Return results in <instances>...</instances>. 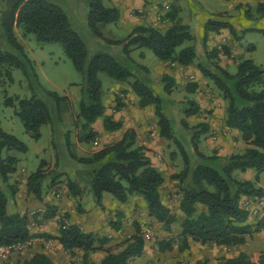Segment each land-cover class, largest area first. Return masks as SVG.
Instances as JSON below:
<instances>
[{
    "label": "trees",
    "instance_id": "16d2710c",
    "mask_svg": "<svg viewBox=\"0 0 264 264\" xmlns=\"http://www.w3.org/2000/svg\"><path fill=\"white\" fill-rule=\"evenodd\" d=\"M4 10L0 12V27L10 51H0V77L12 81V69L20 70L28 81L30 96H5L4 104L14 109V115L19 119L24 131L33 140L41 137L40 129L50 125L52 133L61 120L64 105L71 102L66 96L43 89L35 72L34 64L28 57L23 45L15 35L19 29L23 36H32L38 43L59 44L63 53L70 60L74 69L83 77L81 97L78 102V113L75 127L76 142L81 145H92L97 141L98 133L93 125L101 120L105 132L123 131V123L115 121L106 115V108L101 99V82L99 74H104L117 83H131V91L137 99L139 109L153 108L158 134L161 138L173 142L179 150L183 168L171 176L175 182L179 196V210L182 215L179 222L178 251L185 252L191 243L206 246L238 248L247 242L254 232L249 222L250 212L243 208L245 201L261 198L264 190L257 184L264 171V70L252 60H241L236 64V72L231 75L217 63H197L196 69L203 78L208 79L221 93L224 102L223 125L229 130L239 133L244 144L241 152H232L220 156L217 153L207 156L198 150L201 136L210 132L206 122L187 126L184 120L180 124L188 129L189 143L196 156L192 161L181 141L176 137L172 122L163 109V98L154 93L145 77L136 76L134 70L147 74V68L136 65L130 59L133 49L150 50L163 63H173L179 67H189L195 63L197 52L194 46H184L194 41L192 30L187 25L177 22L176 10L165 15L168 26L160 30L150 25H136L128 35L118 41L105 39L100 31L101 26L113 25L120 19V12L115 6H107L111 0H89L87 25L93 36L104 41L114 49L113 55L98 52L89 57L85 44L72 29L67 16L60 7L48 0H3ZM255 12L264 18V2L256 6ZM228 30L234 40L240 41L232 25L224 21L211 20L205 23L202 46L206 50L208 34H217ZM264 36V30L258 31ZM253 47L247 50H252ZM221 54L230 56L228 48H212L205 51V59L216 60ZM128 63L129 66L124 65ZM161 86L165 94H170L175 85V79L170 75L161 77ZM197 83H188L185 91L194 94ZM125 105L119 97L115 98V112ZM202 111L200 105L189 100L183 109L186 118L197 116ZM64 148L69 158L83 166V176L77 180L68 178L66 190L69 197L75 199V211L78 214L86 212L83 197L90 194L95 204L102 207V196L108 194L117 202L125 204L132 197L141 199L146 206L147 216L158 223L164 231L170 232L171 226L177 221L171 211L162 203L160 189L165 182L164 175L156 169L146 149L138 145L136 130L129 128L122 132L119 140L104 145L98 151L88 156H76L72 153L69 132L63 136ZM26 153L27 147L12 134L0 128V244L11 245L22 243L30 238L52 241L65 252L74 254L82 251V264H131L144 253L145 240L141 226L133 223L134 234L120 241L114 251L111 238L84 233L77 225L67 224V214L59 220L58 236L49 234H31V222L40 223L56 216V207L47 206L39 214L30 218L27 214L10 213L8 205L14 200L17 192L16 184H10L9 178L17 171L18 159L3 154L8 152ZM175 153L170 154L174 160ZM44 161L26 178V192L37 201L50 193V189L59 180V174L50 177L46 183L47 173L43 169ZM256 171L254 181L239 180L235 172L246 173ZM77 174H81L80 172ZM263 210V209H262ZM262 210L260 214L262 213ZM257 215L256 217L260 216ZM116 221H109L114 231L120 229L122 213L115 214ZM32 220V221H31ZM156 247L160 253L173 250L172 241H157ZM104 253L99 263L89 259L91 253ZM208 258L194 264H208ZM16 264H55L46 254L34 253L29 259ZM217 264H264V251L254 260L244 252L236 256L220 259Z\"/></svg>",
    "mask_w": 264,
    "mask_h": 264
},
{
    "label": "rangeland",
    "instance_id": "374dc122",
    "mask_svg": "<svg viewBox=\"0 0 264 264\" xmlns=\"http://www.w3.org/2000/svg\"><path fill=\"white\" fill-rule=\"evenodd\" d=\"M57 5L67 16L69 24L77 35L82 39L86 46L89 57L98 52L113 55L114 51H120L118 48L109 46L104 41L99 40L88 28L87 11L89 0H48ZM111 0L105 2L107 6H115L120 12V19L113 25L101 26L100 31L105 39L118 41L124 39L130 29L137 24L150 25L160 30H165L168 26L164 18L166 13L171 10L177 12V22L182 25H187L194 36V41L186 43L184 46H194L197 52V58L192 66L183 68L173 63L160 62L154 54L147 49H133L130 53V59L138 66L147 68V74L140 70H134L136 76H144L145 81L150 85L155 94L163 98V109L173 125L176 137L181 141L184 149L187 151L192 164L196 162V156L192 151L189 139L190 134L188 129L184 128L180 121L184 120L187 126L195 125L199 122L209 123L208 110L201 108L199 115L186 118L183 109L187 101L194 100L200 105L201 100H209L212 98L216 103L224 104L221 93L213 86L206 78H203L196 69L197 63H204L210 66V63H217L221 68L225 69L229 74L233 75L236 72V64L241 60H252L256 65L264 70V36L258 32L264 30V18H260L255 12L256 6L264 2V0ZM132 4L127 8L126 19L135 20L134 24H124L122 22V14L119 9L121 4ZM137 3V6L134 4ZM142 4V7H141ZM4 10V2L0 0V12ZM224 21L229 23L235 29L236 34L240 37V41H236L229 34V31L224 29L217 34H212V39L206 42V50L202 46L203 27L208 21ZM15 35L18 41L23 45L28 57L34 64L35 72L40 86L47 90L56 92L61 96H66L71 102L70 106L63 107L61 120L55 128V133H52L50 125L41 127V137L39 140H33L27 134L19 119L14 115V109L7 107L4 104L5 96L20 98L29 97L30 89L28 81L20 70L12 69V81L0 77V128L9 134L15 136L19 141L27 147V152L17 153L8 152L3 155L14 156L18 159L17 171L9 178L10 184H16L19 189V184L24 181L31 173L35 172L41 161L45 162L43 169L47 173L46 183L50 177L59 174V180L50 189L56 193L66 192V181L68 178L77 180L83 176L84 170H78V164L69 158L68 153L64 148V133L69 132V141L71 142L72 153L76 156H88L87 149H91L92 145L84 146L76 142L78 133L75 127L78 113V102L81 97V88L83 77L78 73L70 60L63 53L62 46L59 44H41L34 40L32 36H23L19 29H15ZM228 48L230 56L226 57L221 54L213 62L205 59V51H210L212 48ZM253 47L252 50H247ZM0 51H10V47L6 42L1 27H0ZM124 65L129 66L126 62ZM170 75L175 79V85L172 87L170 94H165L161 86V77ZM98 79L101 82V99L107 112L111 115L116 114L115 98L119 97L129 110L127 115L133 125L142 137V142L138 145L146 149V155L152 157L163 169L165 182L161 187V195L164 198L170 194L174 195V202L179 200L176 192V184L171 179V176L178 173L183 168V162L178 148L173 142L161 138L158 134L156 118L153 115V108L139 109L137 107V99L131 91V83L134 78L128 83H117L104 74H99ZM197 83L198 89L194 94L187 93L185 86L188 83ZM225 107V106H224ZM101 131H104L101 125V120L98 119ZM233 138L234 136H230ZM105 139V138H104ZM145 142V145L143 144ZM245 147V146H244ZM243 146L236 148L233 152H241ZM198 150L207 156L218 154V150L213 143V137L210 133L201 136L198 143ZM175 153L174 160H171L170 154ZM81 174H77V173ZM256 171L249 170L246 173L235 172L234 176L239 180L254 181ZM260 177L264 178V171ZM111 197L108 194H105ZM165 198V199H166ZM85 199V197H84ZM83 199V200H84ZM91 199H93L91 197ZM85 202V201H84ZM177 205V202H176ZM51 206V205H47ZM55 207V206H52ZM172 206L171 212L176 211ZM140 209L139 206H137ZM175 210V211H174ZM57 211V208H56ZM176 217V222L171 226L170 232L164 231L162 227L147 216L137 215L134 220L140 224L141 228H150L153 232V239L145 241L148 244L147 254H157L155 264H194L197 261L208 258V264H217L220 259L236 256L238 248L227 249L224 247L204 246L200 244L193 245L188 249L189 252H179L178 247L180 240L178 234L180 232L179 222L180 217ZM61 215L56 220L59 225ZM112 219V218H111ZM249 221L254 229L260 230L254 232L247 238L249 247L244 248L247 255H255L264 251V206L259 217H250ZM132 223V222H131ZM130 225L124 230V238L110 243L114 251H118L116 245L127 237V232L132 229ZM262 233L261 236H257ZM112 240V239H111ZM166 240L172 241L173 250L160 253L156 247L157 241ZM193 244V243H192ZM52 252L58 251L56 243L52 242ZM42 247L38 245L36 248ZM27 251V250H26ZM144 254V253H143ZM251 257V256H250ZM138 260L135 259L131 263L134 264ZM150 261V259L148 260Z\"/></svg>",
    "mask_w": 264,
    "mask_h": 264
},
{
    "label": "crops",
    "instance_id": "0c3cea01",
    "mask_svg": "<svg viewBox=\"0 0 264 264\" xmlns=\"http://www.w3.org/2000/svg\"><path fill=\"white\" fill-rule=\"evenodd\" d=\"M124 1V0H123ZM126 0L125 2H127ZM137 6V3H134ZM132 6V4H121L119 9L121 10L122 14V22L124 24H134L135 20L133 19H126L127 15V8ZM142 7V4H141ZM140 25V24H137ZM135 26V25H134ZM212 39V33L208 34V40ZM197 102V101H196ZM200 107L208 110L209 113V126H210V134L213 137V143L215 144L218 155L224 156L232 153L236 148L243 146L244 144L242 140L240 139V135L235 130H229L223 125L224 121V104L222 103H216V101H213L212 98L209 97V100H201ZM129 110L124 107L120 111L116 112V114L111 115L106 110V115L112 116V118L115 121H121L123 123V131L129 128H132L136 130L138 135V144H140L142 141V137L138 134L137 129L133 125L132 121L130 120L129 116L127 115V112ZM100 126V125H99ZM98 123L93 125V128L97 131L98 137L97 141L93 143V147L91 149H87V152L89 154L94 153L101 149L104 145L111 144L117 140L120 139L122 135V130L108 133L105 131H101L99 128ZM234 136L231 138L230 136ZM105 138V139H104ZM145 145V142H143ZM86 146V145H84ZM151 160L152 165L161 171L163 173L162 167L150 156H148ZM78 170H84L83 166L78 165ZM164 175V174H163ZM258 186L262 187L264 190V178L262 179L260 177V181L257 184ZM160 196L162 203L171 210L172 206H176L173 209H175L174 214H176L177 217H182L180 210H179V202H174V195L170 194L165 199L164 196L161 195L160 190ZM85 197V199H84ZM83 197L84 199V207L86 212L84 214H78L75 211V199L69 197L67 191L62 193H56L53 191L51 194H47L43 197L42 201H37L32 195L27 194L26 192V179L24 181H21L19 184V189L17 190L14 200L11 201L8 205V211L10 213L18 212L19 214H27L30 218L33 214L38 213L39 216L37 219H40L41 215L45 211L46 205L55 206L57 208L56 216L52 218L51 220L35 223L31 222L29 225V231L31 234H49L52 236H58V227L56 220L60 218V215L67 214L68 218L65 220L67 224H74L77 225L80 230L84 233H93L97 236H106L108 238H111V242L118 241L121 238H124V230L126 229L127 225L133 226L134 220L137 219V215L140 214V216H144L146 214V206L145 203L137 198L132 197L129 199V201L125 204H121L117 202L114 198L109 197L105 194L102 196V207L101 209L99 206H97L93 199H91V195L87 194ZM261 200L264 202V195L261 198ZM137 206L140 207V209L137 208ZM116 213H122L123 217L120 220L121 226L120 229L116 232L109 226V221H116L115 214ZM172 213V212H171ZM112 218V219H111ZM32 221V220H31ZM132 222V223H131ZM250 222V221H249ZM251 224V223H250ZM130 226V227H131ZM129 229L127 232V237H131L134 234V229ZM262 233H259L257 236H261ZM50 244H52V241H47ZM197 244V243H196ZM195 245L194 243L190 244L189 248ZM249 247V243H246L243 246H240L238 248V253L245 251L244 248ZM147 248L148 244L145 243L144 247V254L142 257L138 258V260L134 264H155V260L157 259V254L153 253V255L147 254ZM189 252L188 250H186ZM262 252V251H261ZM256 253L255 255H249L251 256V259L254 260L258 257V255L261 253ZM34 253H44L46 254L55 264H82V251L76 250L74 254H70L68 252L63 251L58 247L57 252H52L49 249H45L44 247H38L34 249H29L27 251H24L19 254H15L11 257L9 264H16L19 261L29 259ZM183 253V252H182ZM237 253V254H238ZM104 253L101 251H97L94 253H91L89 255V259L93 263H99L100 260L103 258ZM233 255H231L232 257ZM152 262H148V260ZM154 261V262H153ZM132 264V263H131Z\"/></svg>",
    "mask_w": 264,
    "mask_h": 264
},
{
    "label": "built area",
    "instance_id": "2783aa9c",
    "mask_svg": "<svg viewBox=\"0 0 264 264\" xmlns=\"http://www.w3.org/2000/svg\"><path fill=\"white\" fill-rule=\"evenodd\" d=\"M243 208L249 210L251 217H256L263 209V203L257 200L245 201ZM141 232L145 241H151L153 239V232L150 228H141ZM38 245H42L45 249H53L49 242L36 238H30L25 242L11 245L0 244V264H9L13 255L34 249Z\"/></svg>",
    "mask_w": 264,
    "mask_h": 264
}]
</instances>
